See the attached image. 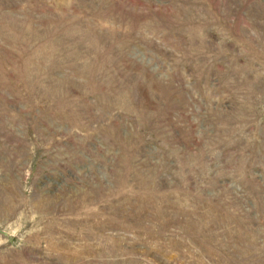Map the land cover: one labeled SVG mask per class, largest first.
Wrapping results in <instances>:
<instances>
[{
    "label": "rangeland",
    "instance_id": "rangeland-1",
    "mask_svg": "<svg viewBox=\"0 0 264 264\" xmlns=\"http://www.w3.org/2000/svg\"><path fill=\"white\" fill-rule=\"evenodd\" d=\"M0 264H264V0H0Z\"/></svg>",
    "mask_w": 264,
    "mask_h": 264
}]
</instances>
